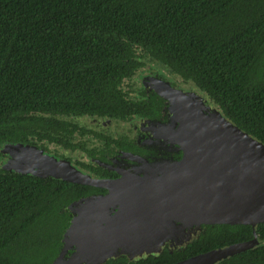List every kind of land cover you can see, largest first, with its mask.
Returning a JSON list of instances; mask_svg holds the SVG:
<instances>
[{
    "label": "trees",
    "instance_id": "trees-1",
    "mask_svg": "<svg viewBox=\"0 0 264 264\" xmlns=\"http://www.w3.org/2000/svg\"><path fill=\"white\" fill-rule=\"evenodd\" d=\"M149 62L264 144V0H0V149L141 152L75 119L160 120L165 100L125 85ZM75 163L108 176L98 163ZM106 193L0 166V264H53L74 218L69 207ZM202 229L185 250L105 264H175L254 238L249 225ZM256 233L264 242V223ZM220 264H264V245Z\"/></svg>",
    "mask_w": 264,
    "mask_h": 264
},
{
    "label": "water",
    "instance_id": "water-1",
    "mask_svg": "<svg viewBox=\"0 0 264 264\" xmlns=\"http://www.w3.org/2000/svg\"><path fill=\"white\" fill-rule=\"evenodd\" d=\"M160 84L154 91L174 107L179 124L167 136L180 147V160L161 158L150 162L162 161L158 174L121 171L117 180L82 175L54 158L42 160L43 166L35 164L38 174L33 176L107 191L69 207L74 218L53 264H105L126 255L132 261L157 257L165 234L173 235L176 224L188 228L249 225L254 238L175 264H218L264 245L256 233L264 223V144L222 113L211 111L202 98ZM24 149L37 151L29 145ZM73 248L75 252L65 259Z\"/></svg>",
    "mask_w": 264,
    "mask_h": 264
},
{
    "label": "rangeland",
    "instance_id": "rangeland-1",
    "mask_svg": "<svg viewBox=\"0 0 264 264\" xmlns=\"http://www.w3.org/2000/svg\"><path fill=\"white\" fill-rule=\"evenodd\" d=\"M172 82V83H170ZM163 84H168L172 88L183 91L184 93H191L195 94L197 97L202 98L205 103L208 105L209 109L214 112H220L218 107L213 105L207 98L205 94L200 92L198 89L195 88V86L191 84H184L182 80L173 75L169 70L161 66L160 64L149 62L144 69L139 71L129 82H127L125 85L128 86L131 85L135 88L136 93L139 95V97H142L143 93L150 92L151 90H158L159 86ZM175 86H178L179 88H176ZM168 102V116H169V122L166 125L158 124L156 129V134L154 135L156 137V140L158 141L159 145H161V149L164 151H168V156L171 153L178 152L180 150V147L176 144V142L169 138L167 136L168 131H173L177 129L178 123L175 120L176 114L174 112V107ZM76 122H78L82 126L91 127L93 129H97L103 132L112 133L113 135L123 136L127 135L132 141H135L140 137L141 132H145V122L142 119L139 118H133L131 121L122 122V121H110L106 122L104 120L94 119V118H79L75 119ZM105 123V125H104ZM150 132H153L149 130ZM26 145H23L22 147L17 146V144H7L4 145L0 152L2 156L0 157V166L2 168H8L11 171H20L28 173L29 175L32 174H38L37 168L35 164H37V167L43 166L42 160L44 159H52L54 158L57 162L65 161L69 163L76 172L82 174V175H89L87 172H84L81 170L78 166L75 165L76 160L80 161H86L87 155L83 154L81 152H70L63 150L59 147L50 146V152H47L39 147H37V151H29L24 149ZM36 147V146H35ZM171 157V156H170ZM125 158H131L135 160L136 162L132 166H127L130 172L136 173L138 175H144L148 173L152 174H158L160 168L162 165H159L162 163L160 160L158 162L150 163L146 158H138V157H132L129 155H122L120 156L121 160H124ZM117 159H114V162H117ZM167 160H171L170 158ZM92 163V162H88ZM119 167H125V163L123 161L118 162ZM114 166V164L112 163ZM80 209H76V214H78ZM114 214V212H112ZM175 231L173 235L171 234H165L163 241L164 245H162V250L169 249V250H177L184 248L187 244L194 241L200 233L203 232L202 228H188L181 224L175 225ZM78 236V235H77ZM80 239L84 237L83 234H80L78 236ZM94 237V236H92ZM163 238V236H162ZM70 239L73 240V235L70 236ZM89 239V238H88ZM92 239H89L91 241ZM177 248V249H176ZM72 252H75V249H71ZM73 252V253H74ZM102 253H100L101 255ZM65 259L72 255L71 251H67V253L64 254ZM99 255V256H100ZM106 256V253L103 255V257ZM129 260L132 261V259L126 255ZM93 260V259H92ZM89 263L88 261L86 264ZM92 263V262H91Z\"/></svg>",
    "mask_w": 264,
    "mask_h": 264
},
{
    "label": "flooded vegetation",
    "instance_id": "flooded-vegetation-1",
    "mask_svg": "<svg viewBox=\"0 0 264 264\" xmlns=\"http://www.w3.org/2000/svg\"><path fill=\"white\" fill-rule=\"evenodd\" d=\"M170 83H172V82H170ZM175 87L176 88H179L178 86H175ZM151 92L156 93L154 90H151L150 92H147V93H151ZM141 98L144 99V97H141ZM167 111H168V102L165 100L164 105H163V109H162V112H161V118H160V120L151 121V120H147V119H144V118H139V119L144 120V122H145V127H144L145 132L144 133L141 132V135H140V137H138L137 140L132 141L127 135H123L124 137H126L127 141H129L131 144H133V146L135 148L137 147L141 152H137L136 154H133V153H131L129 151H123V150H116L115 152H111V151L105 150L103 153H101V154L99 153L98 155H96L98 158L97 157L96 158L87 157L85 162H89L90 161L92 163H98V164H100V166L103 167V169H105V170H107L109 172L108 173V176L105 177V178L99 177V176L94 177V176L90 175L88 172L87 173L90 176H92L93 178H96V179L117 180V179H119L121 177V174H120L121 171H123V172L129 171V169L127 168V166H132L136 162L135 160H133L131 158H125L124 160H121L120 159V156H122L123 154L124 155L129 154V153L130 154H133L132 156L135 157V158L136 157H138V158H146L149 162H153V161H156V160L161 159V158H164V159H169L170 158L171 160H175L174 159L175 156L178 153H182V152L171 153L168 156V153L169 152L168 151H164L163 149H161V145H159L158 141L156 140V137L154 136L156 134L155 127H157L158 124L166 125L169 122V116H168V112ZM133 118H137V117H133ZM99 120H102V119H99ZM104 121L110 122L111 120H104ZM129 121H131V119ZM104 125H105V123H104ZM178 127H179V124L177 126V129H178ZM94 130H96L98 132H103V131H100V130H97V129H94ZM149 130H151L153 132H150ZM174 131L175 130H173V132ZM168 132H172V131H168ZM105 133H107V132H105ZM171 139H173V138H171ZM99 157H102L103 161L100 160ZM117 158H118L117 162H114V159H117ZM120 161H123L126 164L125 167H119L118 166L119 165L118 162H120ZM112 163L114 164V166L112 165ZM75 165H76V163H75ZM81 170H83V169H81ZM84 172H86V171H84ZM101 195H104V194H100V195H96V196H101ZM202 233H200L195 240H197L201 236ZM189 244H187L184 248H181V249H177L176 248L177 250H174V251L173 250L171 251L169 249H165V250H168L169 253L172 254V253L177 252V251L185 250L186 247ZM165 250H163L161 252V254ZM70 251L72 253V250H70ZM121 257L125 258L128 263H130V262H136V261L129 260L125 256H121ZM228 259H226V260H228ZM223 261H225V260H223ZM223 261H221V262H223ZM220 263H218V264H220Z\"/></svg>",
    "mask_w": 264,
    "mask_h": 264
}]
</instances>
